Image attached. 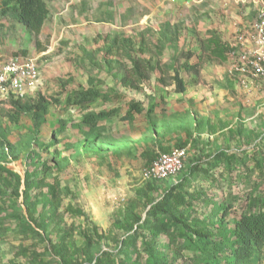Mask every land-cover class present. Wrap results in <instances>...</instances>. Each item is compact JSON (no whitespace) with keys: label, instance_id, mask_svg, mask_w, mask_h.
Wrapping results in <instances>:
<instances>
[{"label":"rangeland","instance_id":"rangeland-1","mask_svg":"<svg viewBox=\"0 0 264 264\" xmlns=\"http://www.w3.org/2000/svg\"><path fill=\"white\" fill-rule=\"evenodd\" d=\"M46 5L49 17L37 36L0 16V59L35 58L41 76L25 100L42 97L47 103L38 126L10 102L0 106L5 171L0 176V264H93L105 251L141 262L147 240L164 252L173 249L178 237L147 230L146 211L165 186L148 188L142 172L157 152L184 140L186 167L217 151L234 156L213 170L217 184L198 175L185 189L187 196L202 194L193 208H185L187 219L203 222L213 239L224 238L223 231L249 209V198L264 191V85L240 84L229 73L226 55L227 44L254 22V4L48 0ZM211 32L224 42L223 59L205 50ZM138 58L154 70L136 88L125 87L120 77ZM184 63L197 64V71H184ZM166 65L178 69L184 92H174ZM88 88L103 96L84 107L73 103L75 92ZM131 100L143 111L124 121ZM101 109L116 113L94 128L81 122L85 112ZM14 174L20 176L18 194ZM25 177L33 180L27 200L22 197ZM223 206L229 207L227 213ZM187 254L175 264H194Z\"/></svg>","mask_w":264,"mask_h":264},{"label":"trees","instance_id":"trees-1","mask_svg":"<svg viewBox=\"0 0 264 264\" xmlns=\"http://www.w3.org/2000/svg\"><path fill=\"white\" fill-rule=\"evenodd\" d=\"M46 1L48 0H0V16L10 17L15 22L21 24L26 30L38 35L49 17ZM166 39V34L164 35ZM205 42V50L209 56L215 58H225L224 42H222L212 32ZM190 54H188L189 56ZM171 74L169 80L174 85V92L182 93L185 90V82L180 76L179 71L174 66H164ZM184 71H197V64L184 63ZM154 70L152 64L138 58L132 61V66L127 75L120 77V83L125 87L136 88L147 76ZM165 83L163 78H159ZM103 96L99 91L88 88L77 90L74 94L73 103L84 107L89 102ZM70 102V100H67ZM12 109L17 113H30L36 126H38L41 117L47 110V103L44 98L38 97L35 102L30 100H12L10 101ZM143 107L140 102L131 100L128 109L121 117L124 121L133 120L134 113H141ZM153 112V108H148L147 114ZM115 109H101L99 111L85 112L81 122L89 128H94L99 122L106 120L115 115ZM0 126V134L1 132ZM186 141L179 142L178 148L184 147ZM0 147L1 140H0ZM168 150H163L166 152ZM156 154L154 155V157ZM153 157V158H154ZM198 158V157H197ZM195 159L186 167V160L182 169L174 176L160 180H150L149 184L156 185L154 188L165 186L164 194L156 200L146 211L147 230L151 234L166 235L175 241V247L170 251H163L154 245L150 240L143 241L141 250L145 254L144 260L137 261L127 255L121 256L112 252H102L94 259L93 264H175L185 257L188 251L191 261L194 264H262L264 256V191L259 195H252L248 200L249 209L242 211L237 220L224 231V238L213 239L210 230L203 222L187 219L184 213L185 208H193L196 198L201 197V192H196L193 196H187L185 189L190 185L193 179L198 175L205 176V179L211 183H216L213 170L219 165L231 163L234 156L224 151H217L213 155H208L203 161ZM153 160V159H152ZM224 162V163H223ZM226 167V166H225ZM225 169V168H223ZM1 172H5L0 166ZM15 191L18 194L20 176L14 174ZM33 183L29 177H25L23 184V198L28 199V189ZM217 184V183H216ZM229 207L223 206V213H227ZM29 219L35 221L33 210L29 204L26 205ZM75 213L87 218V215L80 209ZM139 217L134 222L138 223ZM130 231L135 232L134 224L129 225ZM218 233L216 236L218 237ZM128 243V242H127ZM256 261V262H255Z\"/></svg>","mask_w":264,"mask_h":264},{"label":"built area","instance_id":"built-area-1","mask_svg":"<svg viewBox=\"0 0 264 264\" xmlns=\"http://www.w3.org/2000/svg\"><path fill=\"white\" fill-rule=\"evenodd\" d=\"M236 37L234 42L227 44L229 73L235 76L243 86L247 87L252 82L264 85L263 0L256 6L254 22ZM40 76L41 70L35 58L10 56L0 59V106L12 100H25ZM187 158L186 147L157 152L143 170L142 178L150 181L174 176L182 169ZM262 264H264V256Z\"/></svg>","mask_w":264,"mask_h":264},{"label":"crops","instance_id":"crops-1","mask_svg":"<svg viewBox=\"0 0 264 264\" xmlns=\"http://www.w3.org/2000/svg\"><path fill=\"white\" fill-rule=\"evenodd\" d=\"M239 1H241V3H242L243 6H244L245 3H248L249 4V3L252 2L254 4V6H255L254 8H256V6L259 4V2H261V0H239ZM255 14H256V12H255Z\"/></svg>","mask_w":264,"mask_h":264}]
</instances>
